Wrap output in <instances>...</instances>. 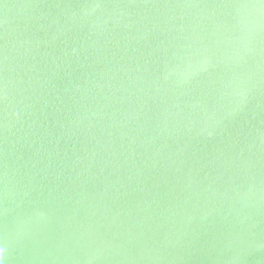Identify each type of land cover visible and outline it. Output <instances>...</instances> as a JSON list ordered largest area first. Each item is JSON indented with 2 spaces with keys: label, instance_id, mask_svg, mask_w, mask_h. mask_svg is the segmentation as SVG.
I'll return each mask as SVG.
<instances>
[{
  "label": "water",
  "instance_id": "95a60500",
  "mask_svg": "<svg viewBox=\"0 0 264 264\" xmlns=\"http://www.w3.org/2000/svg\"><path fill=\"white\" fill-rule=\"evenodd\" d=\"M0 264H264V0H0Z\"/></svg>",
  "mask_w": 264,
  "mask_h": 264
}]
</instances>
